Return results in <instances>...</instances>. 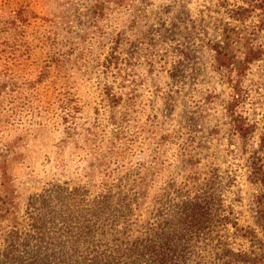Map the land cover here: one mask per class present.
<instances>
[{
	"label": "rangeland",
	"instance_id": "rangeland-1",
	"mask_svg": "<svg viewBox=\"0 0 264 264\" xmlns=\"http://www.w3.org/2000/svg\"><path fill=\"white\" fill-rule=\"evenodd\" d=\"M253 1L0 0V207L13 210L0 212V264L91 261L173 227L206 190L216 231L188 246V263L262 253L237 229L262 234L251 155L264 170V12ZM19 8L30 23L6 32ZM227 29L239 56L243 43L263 51L242 77L249 146L229 135V70L211 46Z\"/></svg>",
	"mask_w": 264,
	"mask_h": 264
},
{
	"label": "trees",
	"instance_id": "trees-1",
	"mask_svg": "<svg viewBox=\"0 0 264 264\" xmlns=\"http://www.w3.org/2000/svg\"><path fill=\"white\" fill-rule=\"evenodd\" d=\"M253 4L256 8L261 9V12H264V0H254ZM243 11L245 12L247 9L243 7ZM15 14L11 20L10 18L5 19L4 30L21 35L22 30H24L23 27H27L30 23L29 19L31 15L24 8L16 9ZM8 23L9 26H7ZM232 31V29H227L224 32L223 38L212 43L211 46L215 54L217 66L229 70L227 81L232 88L231 99L226 105L229 135L231 138L234 136L241 137L246 146H249V139L253 135L255 127L239 110V106L245 97L242 87V77L250 64L261 58L263 51L254 48L251 44L245 45L243 43L246 49L243 51V56H239L237 53L239 49L236 47V35L235 33L232 34ZM21 42L18 40L14 46H17ZM0 53H3V51H0ZM6 73L10 75L8 71ZM261 139L264 142L263 134ZM257 151L255 150V152ZM251 156L254 157L252 180L257 183L260 190L254 199L256 206L255 217L262 234L259 235L252 227L240 226L237 223L236 225L242 235L255 238L260 243V246L263 248L262 253L254 254L253 252H235L232 249H221L220 252L215 254L213 264H264V170L261 165H258V161L256 160V157L262 160L260 153ZM1 171L4 191L7 192V196L12 198V183L7 167L5 165L2 166ZM211 194V192L206 190L203 195L201 193L200 195L186 199L178 212L177 221L173 223V227L172 225H168L165 229L160 228V231H151L146 238L136 237L129 241L124 239L123 247H109L105 251L98 250L96 252L97 255H94L91 261L82 257L81 260L77 259V262L73 264H189L190 255L195 253L196 250L188 249V246L196 245L198 239L213 240L214 238L213 233L216 231V228L213 227V209L210 207ZM7 196L6 199L10 198H7ZM13 201V199L10 200L11 204L9 206L14 204L12 203ZM2 202L4 201L2 200ZM99 207L101 208L100 205ZM0 208V212H4V215L13 214L11 207L4 210L3 207ZM61 246L66 254L72 252L69 255L70 257L76 256L81 251V249H78L80 247L78 245L74 246L72 244V251L68 252L63 242ZM66 263H69V260Z\"/></svg>",
	"mask_w": 264,
	"mask_h": 264
}]
</instances>
